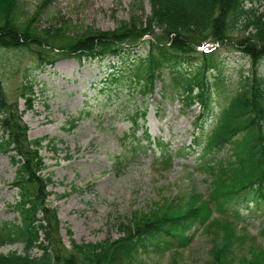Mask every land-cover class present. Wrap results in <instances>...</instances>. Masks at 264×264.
Here are the masks:
<instances>
[{"label": "rangeland", "instance_id": "1", "mask_svg": "<svg viewBox=\"0 0 264 264\" xmlns=\"http://www.w3.org/2000/svg\"><path fill=\"white\" fill-rule=\"evenodd\" d=\"M9 3L15 7L13 21L23 32L34 28L33 36L40 37L61 33L55 42L61 46L133 24L138 29L150 13L149 0H0V12H8ZM155 35L145 40L153 41L160 34ZM214 47L204 46L206 52ZM146 52L136 47L135 56ZM215 54L224 63L220 71L206 74L212 86V115L239 86L241 71L249 67L228 45ZM130 60L122 65L115 58L103 62L70 58L45 67L25 50L3 52L0 81L8 103L18 105L30 140L47 138L40 152L48 167L43 175L51 174L53 181L47 189L51 193L47 205L57 214L62 244L67 250L74 244H113L139 223L197 209L203 218L190 226L184 245L141 249L117 264H245L254 251L264 250V209L250 208L254 202L249 200V208H239L245 218L239 221L233 216L235 209L223 211L218 206L223 188L216 182L233 161L232 150L226 147L206 159L199 156L194 136L201 109L183 106L174 87L175 79L194 73L200 58L195 56L177 69H163L154 92L146 97L105 90L116 71L125 73L122 83L131 84L126 69L133 56ZM260 72L264 74V63ZM26 84L33 88L29 103L21 95ZM137 111L146 112L140 128L124 117ZM211 124L210 118L206 128ZM15 174L9 157L0 154V224L19 223L12 208L18 201V191L11 187ZM224 223L234 230H224ZM12 252L22 253L23 244L0 248L1 254Z\"/></svg>", "mask_w": 264, "mask_h": 264}, {"label": "trees", "instance_id": "2", "mask_svg": "<svg viewBox=\"0 0 264 264\" xmlns=\"http://www.w3.org/2000/svg\"><path fill=\"white\" fill-rule=\"evenodd\" d=\"M248 3L250 8L246 7ZM12 4H8V12H0V17L6 16L0 20V67L3 52L9 51L30 52L45 67L70 58L100 62L115 58L126 65L133 56V63L126 69L131 84L122 83L120 78L126 75L116 71L105 90H126L131 98H143L154 92L163 69H177L185 61L199 57L200 65L194 73L180 81L175 79L174 87L180 91L183 106L198 105L201 109L195 120L198 133L194 136L199 156L206 159L226 147L232 150L233 161L221 170L216 182L223 188L218 206L225 208L223 211L235 209L233 216L239 221L244 219L239 208L248 207L249 200L254 202L250 208L264 209V74L260 72L264 63V2L149 0L150 13L138 29L133 24L115 32L83 36L63 46L55 43L61 33L55 36L45 33L40 37L33 36L34 28L23 32L13 21ZM156 31L160 34L158 39L142 40L146 35L156 36ZM207 42L219 45L218 48L228 45L249 63L248 69L241 71L239 86L213 115L212 86L206 74L220 71L224 60H218L219 55L215 54L218 48L211 52L199 50ZM136 47H144L146 55L135 56ZM25 77L28 81L27 74ZM21 95L30 102L33 95L30 84L22 86ZM124 117L134 128H140L139 121L145 122L146 112L137 111ZM210 118L212 124L206 128ZM28 133L18 105L8 103L0 81V154L7 155L16 167L11 187L18 191V201L12 208L19 215V223L0 224V248L23 244L22 253H0V264H117L124 257H134L141 249L184 245L190 226L203 218L200 211L190 209L182 215L139 223L126 229L124 236L113 244H74L67 250L60 239L57 214L47 205L51 196L47 189L53 181L51 174L43 175L48 167L40 153L47 138L30 140ZM241 202L247 204L243 206ZM224 227L234 230L229 223H224ZM261 236L264 237V230ZM34 251L39 255H33ZM218 254L219 251L217 257ZM245 264H264V250L254 251Z\"/></svg>", "mask_w": 264, "mask_h": 264}]
</instances>
